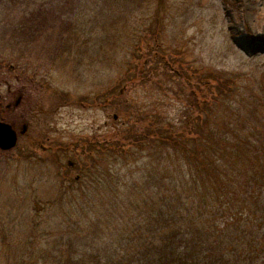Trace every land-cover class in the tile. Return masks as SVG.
<instances>
[{"label":"rangeland","instance_id":"374dc122","mask_svg":"<svg viewBox=\"0 0 264 264\" xmlns=\"http://www.w3.org/2000/svg\"><path fill=\"white\" fill-rule=\"evenodd\" d=\"M42 5L72 23L65 31L76 37L67 52L56 50L57 29L36 32L28 43L13 34ZM208 71L229 78L218 96L219 119L233 104L248 108L252 95L264 97V0H0V108L15 125L29 123L27 136L0 152V264L31 241L48 251L75 221L100 220L113 249L131 251L120 242L131 219L121 201L147 158L127 155L123 164L109 154L110 135L124 121L118 111L135 107L150 120H188L217 93ZM18 95L19 106L7 110ZM93 159L110 180L97 189L90 180L86 189ZM88 225L79 236L92 231ZM73 244L61 247L82 252L89 245L79 238Z\"/></svg>","mask_w":264,"mask_h":264},{"label":"trees","instance_id":"16d2710c","mask_svg":"<svg viewBox=\"0 0 264 264\" xmlns=\"http://www.w3.org/2000/svg\"><path fill=\"white\" fill-rule=\"evenodd\" d=\"M71 26L42 5L14 25L12 32L20 43H28L36 32L47 35V30L57 29L56 50L63 53L68 40L76 37L65 31ZM146 63L138 65L141 71ZM215 73L208 71L216 80L217 93L208 104L202 101L201 111L188 120L166 121L159 116L150 120L148 112H135V107L117 108L124 121L110 135L115 142L109 154L123 164L127 155L136 158L143 152L147 158L121 201L126 202L131 219L129 227L123 226L120 242L131 251H115L113 241L101 235L100 220L84 222L92 231L80 236L77 231L84 224L75 221L68 235H59L60 242L52 243L48 251L31 241L21 253L7 255L6 264H122L134 257L149 264L264 263V97L254 100L252 95L248 108L233 104L227 117L219 119L222 99L218 96L229 78L221 80ZM98 165L95 159L90 161L83 181L86 189L90 180L95 181V189L110 180L108 172H98ZM65 236L70 239L63 243ZM78 238L89 243L84 251L67 252L61 247L74 245Z\"/></svg>","mask_w":264,"mask_h":264},{"label":"water","instance_id":"95a60500","mask_svg":"<svg viewBox=\"0 0 264 264\" xmlns=\"http://www.w3.org/2000/svg\"><path fill=\"white\" fill-rule=\"evenodd\" d=\"M15 102V104H17ZM116 117V114L114 115ZM25 126L21 130V133L24 132ZM17 132L15 131L13 125L9 122L0 119V149L9 150L12 149L17 143Z\"/></svg>","mask_w":264,"mask_h":264},{"label":"flooded vegetation","instance_id":"af4514ba","mask_svg":"<svg viewBox=\"0 0 264 264\" xmlns=\"http://www.w3.org/2000/svg\"><path fill=\"white\" fill-rule=\"evenodd\" d=\"M18 99H19L18 103L15 104V102H17ZM20 103H21V96L18 95V96H15V99H14L13 102L9 101V102H7L5 104V106H6L7 110H9V111L12 110L13 111L17 106H19ZM3 113H4L3 110L0 108V119L8 121V122H10L13 125L15 131L17 132L18 138H19V136H23V135L27 136V130H28V125H29L28 121L25 120V121L21 122V125L19 124L20 126L19 125H15L14 122H11V121L7 120ZM23 126H25V130H24V132L21 133V130L23 129ZM17 142H18V139H17ZM0 152H5V151L0 149ZM26 156H28V155H26ZM68 164H69L70 167H72V165H73L72 162H68ZM76 177L78 178V176H76Z\"/></svg>","mask_w":264,"mask_h":264}]
</instances>
